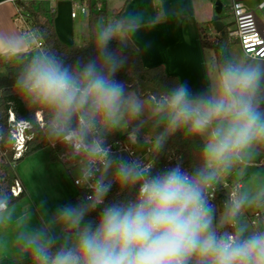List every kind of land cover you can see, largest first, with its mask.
Returning <instances> with one entry per match:
<instances>
[{
  "label": "clouds",
  "instance_id": "obj_1",
  "mask_svg": "<svg viewBox=\"0 0 264 264\" xmlns=\"http://www.w3.org/2000/svg\"><path fill=\"white\" fill-rule=\"evenodd\" d=\"M146 21L130 10L97 22L91 52L74 60L40 42L37 31L0 33V59L16 66L12 89L31 114L22 126L39 128L62 146L76 184L87 196L50 211L12 203L0 184V258L16 264H264V173L248 169L264 157V56L225 54L203 86H168L156 111L163 131L153 148L181 133L199 141L191 171L180 164L154 171L153 162L117 156L108 138L141 116L143 101L117 78L127 63V41ZM27 49V51H25ZM7 50V51H5ZM18 130L0 124V145L14 149ZM233 171L247 187L217 214L214 191ZM116 199L106 203L113 187ZM123 196L124 198H119ZM99 209L96 218L91 213Z\"/></svg>",
  "mask_w": 264,
  "mask_h": 264
},
{
  "label": "crops",
  "instance_id": "obj_2",
  "mask_svg": "<svg viewBox=\"0 0 264 264\" xmlns=\"http://www.w3.org/2000/svg\"><path fill=\"white\" fill-rule=\"evenodd\" d=\"M75 1L77 0H48L45 4V6L55 9L56 33L60 40L67 45H82L88 31L89 15L71 17ZM218 1L223 6L220 16L224 26L223 31L226 30L232 39L231 33L234 31V24L230 7L234 1L241 2L245 7L254 10L259 25L264 30V7L260 9L264 0H99L93 1L92 4L99 5L101 11L107 12L108 17L103 20H109V2L114 10L112 18H117L130 10L142 12L146 21L151 20L154 16L155 20L152 23L146 22L141 25L136 40H129L140 52L144 67L163 66L169 76L176 77L179 81H188L194 88H200L203 86L205 74L208 71L211 73V70L217 65L215 52L202 47V35L205 33L217 37L220 34L213 26L215 3ZM6 6H9L8 10H2ZM158 13L160 19L157 18ZM13 15V6L0 0V33L18 32L13 23ZM209 23L212 25L209 26ZM236 45L239 46V44ZM240 51L239 53H243L242 50ZM46 149H48L46 156H42ZM22 163H26L28 170L25 169V173L21 176L18 173V168ZM57 165L62 167V176L56 168ZM64 173L69 174L63 163L50 160L49 148H44L25 157L15 168V177L21 182L24 190L22 199L15 205L24 202L32 208V211L33 209L38 210L32 196L36 190L37 179L40 178L44 182L54 180L59 186L58 178L65 177ZM68 194L72 199L79 197L77 188L74 195L71 192ZM63 196L64 194L61 195L62 200H65ZM44 201L47 205L52 199L50 197L49 200L45 196ZM24 264H27V261Z\"/></svg>",
  "mask_w": 264,
  "mask_h": 264
},
{
  "label": "trees",
  "instance_id": "obj_3",
  "mask_svg": "<svg viewBox=\"0 0 264 264\" xmlns=\"http://www.w3.org/2000/svg\"><path fill=\"white\" fill-rule=\"evenodd\" d=\"M28 10L33 14L36 22V27L39 36L44 45L54 48L66 55L70 59H75L81 56H87L91 52V43L93 32L97 22L102 21L108 17L106 11L94 12L89 14L88 31L84 37L82 45H67L58 37L54 19L55 14H49L43 4L32 3L28 6ZM121 14V12H120ZM159 18V13L157 14ZM212 23H209L211 26ZM205 34V33H204ZM202 35V47L212 49L216 54L217 62L223 59L226 49L231 44H238L237 40L232 39L228 32L224 30V34L220 33L215 40H209L205 35ZM127 63L125 67L118 73L117 78L123 80L129 87L135 91L140 97H148L152 104L157 107L160 103L163 94L168 90V86L174 82L179 81L178 78L169 76L163 66H155L152 68H145L140 52L128 40L127 41ZM5 69L7 75L0 77V118L1 124L8 127L7 120L9 112H12L17 120H30L31 114L23 105V103L14 95L12 89V82L14 79L16 66H10L8 61L0 59V69ZM159 115L152 119H145L137 117L130 122L127 127V132L120 135L114 132L108 138V144H114L118 141H128L129 135L135 134L144 141H155L156 137L163 131L162 126L157 124ZM32 134V139L27 142V150L19 160H13V150L7 146L0 145V184L4 187H9L15 177V167L13 163L19 164L25 157L30 156L44 148L50 149V160L52 162H61L65 155V149L57 145L50 146L41 138L39 128L33 127L29 132ZM199 151V141L185 140L181 133H176L170 136L163 144L162 149L154 151V171H160L180 164L185 170L191 171L192 164L195 162V154ZM221 191L218 192L216 201L219 211H224V198L220 196ZM23 194L14 198L12 203L18 202L22 199ZM118 198L117 189L114 186L112 191L106 197V203ZM119 198H124L120 196ZM99 209L91 213L90 218H96Z\"/></svg>",
  "mask_w": 264,
  "mask_h": 264
},
{
  "label": "built area",
  "instance_id": "obj_4",
  "mask_svg": "<svg viewBox=\"0 0 264 264\" xmlns=\"http://www.w3.org/2000/svg\"><path fill=\"white\" fill-rule=\"evenodd\" d=\"M48 0H4V3L11 4L14 8L13 23L17 28L18 32L24 31H37L36 22L33 14L28 10V6L32 3L43 4L45 6ZM99 0H77L73 3L71 17L77 18L78 16L89 15L91 11L99 12L101 7L97 4H92V2ZM264 7V3L260 6V9ZM48 13L55 14V9L53 7L45 6ZM231 15L233 18L234 31L231 36L237 41L243 53L260 57L264 56V30L260 27L256 12L245 7L241 2L234 1L230 7ZM39 33V32H38ZM205 35V34H204ZM40 42L43 44L42 40ZM1 124V118H0ZM8 127L18 130V139L13 150V160H19L22 158L23 154L27 150V142L32 139V134L29 133L31 129H27L22 126L23 121L17 120L12 112H9V117L7 120ZM147 142L138 138L137 135H129L128 141H118L114 144H109L113 154L117 156H122L129 159H140L144 162H153L155 164L154 158V148L146 145ZM62 163L65 165L68 173L72 178L74 186L79 192V198L83 200L87 194V188H81L76 184V177L74 175L73 163L70 162L67 156L62 158ZM16 168V162L13 163ZM11 194L14 198L20 197L23 193V187L21 182L15 178L11 183ZM241 186L239 184H229L224 183L223 186H218L214 191L213 204L217 206L216 197L219 191L224 198L225 202L234 193H239ZM218 207V206H217ZM264 219V210H258L251 217V223L255 224L257 221Z\"/></svg>",
  "mask_w": 264,
  "mask_h": 264
},
{
  "label": "rangeland",
  "instance_id": "obj_5",
  "mask_svg": "<svg viewBox=\"0 0 264 264\" xmlns=\"http://www.w3.org/2000/svg\"><path fill=\"white\" fill-rule=\"evenodd\" d=\"M111 5L112 4L109 2V6H108V13L110 14V17L108 18L109 21L116 19L114 17L112 18L114 10H113V7ZM8 8H9V6H6V7L2 8V10H8ZM206 36L209 38V40H215V38H216V36H214V35L213 36L206 35ZM233 39H235V38L233 37ZM240 48L241 47H239L236 44H231L226 49V53L227 54L239 53V52H241ZM8 64L10 66L14 65L10 62H8ZM5 75H7V71L5 69L1 68L0 69V77L5 76ZM130 91L135 96L139 97L141 101H143L144 111H143V114L139 117L145 118V119H152V118H155L156 116L159 115L158 112L156 111L157 107H155L152 104L151 100L148 97H140L139 95H137L135 93L134 90L130 89ZM126 132H127V128L124 130L118 131V133L121 136L126 134ZM153 144H154V142H147L146 143V145L151 147V148H153ZM47 152H48V149H46L42 153V156H46ZM28 162L30 163V161H28ZM56 168H58L59 174H60V176H62V172H61L62 167L60 165H57ZM25 169H27L26 163L25 164L22 163L18 168V173L22 176L25 173ZM256 172L264 173V157H262L261 159L256 161L248 169V175L249 176L252 175L253 173H256ZM64 174H65L64 175L65 177H63L64 179L62 177L58 178L59 186L56 185L54 180H49L48 182H46V181L44 182L40 178L37 179L36 184H35L36 190H35V192L33 191L34 193L32 195L33 200H35V202H36V205H38L40 203V201H44L45 196H47V199H49V200H50V197L52 199V201H50L49 204L46 205V207L50 211L54 210L59 205H64V204H69V203L75 204V203L81 201V199L79 197H76V199L69 198L70 194H68V193L71 192L72 194L73 193L75 194L76 188L72 183V179H71L70 175L69 174L67 175L66 173H64ZM247 179H248L247 176H244V177L237 176L236 172L233 171L232 173H230L229 175H227L223 178L222 183L219 186H223L224 183L227 182L229 184H239V185H241V189L243 190L245 187H247ZM64 190H65V193H64ZM240 190H239V192H240ZM62 194H64L63 197L65 200H62V198H61ZM17 207L19 208V207H29V206H28V204H24V202H23V203H20V205H17ZM258 210H264V208L246 209L245 210L246 218L250 221L249 217H252L254 215V213ZM37 211L38 210L33 209L34 213H37ZM216 211H217L218 215L220 213H222L219 211V207H217V206H216ZM0 239H3V240L9 239V233L8 232H0ZM0 264H16V262L13 259L5 257V258H0Z\"/></svg>",
  "mask_w": 264,
  "mask_h": 264
},
{
  "label": "water",
  "instance_id": "obj_6",
  "mask_svg": "<svg viewBox=\"0 0 264 264\" xmlns=\"http://www.w3.org/2000/svg\"><path fill=\"white\" fill-rule=\"evenodd\" d=\"M222 10H223L222 3L219 1L216 2L215 3V16H214V20H213V26H214L215 30L217 31V33L224 34V31H223L224 26L220 20Z\"/></svg>",
  "mask_w": 264,
  "mask_h": 264
}]
</instances>
